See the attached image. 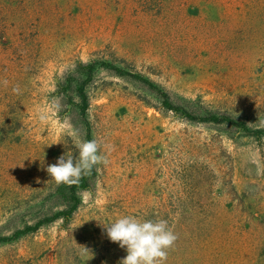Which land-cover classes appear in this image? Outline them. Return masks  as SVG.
Returning <instances> with one entry per match:
<instances>
[{"label":"rangeland","instance_id":"1","mask_svg":"<svg viewBox=\"0 0 264 264\" xmlns=\"http://www.w3.org/2000/svg\"><path fill=\"white\" fill-rule=\"evenodd\" d=\"M88 64L108 163L69 220L1 243L0 264H120L104 225L126 215L168 221L165 264H264V133L191 122L158 92L264 131V0H0V237L71 207L46 169L87 140Z\"/></svg>","mask_w":264,"mask_h":264},{"label":"clouds","instance_id":"2","mask_svg":"<svg viewBox=\"0 0 264 264\" xmlns=\"http://www.w3.org/2000/svg\"><path fill=\"white\" fill-rule=\"evenodd\" d=\"M3 83L7 86L8 81ZM12 91L19 94V86ZM75 148L77 155H61L56 163L46 169L57 185H76L94 167L108 163L107 156L101 151V144L96 139L78 140ZM104 227L109 240L126 250L127 254L120 264H165L169 250L178 239L168 221L164 219H140L126 215Z\"/></svg>","mask_w":264,"mask_h":264},{"label":"trees","instance_id":"3","mask_svg":"<svg viewBox=\"0 0 264 264\" xmlns=\"http://www.w3.org/2000/svg\"><path fill=\"white\" fill-rule=\"evenodd\" d=\"M101 67L105 68L106 70L116 72L119 76H130L131 78H134L138 81L143 82L144 84H146L150 88H152L154 90L156 89V87L154 86V83L152 81H150L149 79H145L139 75H133L131 73H125L121 69L114 67L108 63H103L101 65ZM80 68L83 70V73H84L86 79H85V81H83L81 83V85H79L77 94H78V97L80 98V101H81L80 111H81V114L84 116V120L86 122V130H87L86 138H87V140H91L92 139L91 126H90L89 121H87V119H86L87 113H88L89 108H90V100H89L88 94L85 91V88L89 84V82H91V80L93 79V76L97 70V66L93 65V64H88V65H82ZM158 92H159L160 97L162 99L163 108L165 110L173 111L176 114L183 116L184 118H186L187 120H189L191 122L212 123V124H218V125L227 124V125L234 126L238 129H241L246 134H248L252 137H256V138L260 137L262 135V133H264V131H262L261 129H251L248 127V125H246V123L238 122L234 118L227 116V115H213V114H211V115H207L205 117L196 116V115L192 114L190 111H188L187 109H185L183 106L178 105V104H174L172 102L170 96L167 93L162 92V91H158ZM95 174H96V168L94 167L92 169V171L90 172V174L83 175L81 177L78 184L73 185V186H68L69 201L72 204L68 210H63V211L56 213L55 215H53L51 217H46L43 220L39 221V223L36 226L27 227L24 230L16 231L14 234H12L9 237H6V236L0 237V244L17 240L23 236H26L32 232H35L41 226L53 223L57 220H60V219L69 220L75 214V212L77 211V209L79 208V206L81 204V199H80V197H78V193L80 191L88 190V188L90 187L91 181L93 180Z\"/></svg>","mask_w":264,"mask_h":264}]
</instances>
